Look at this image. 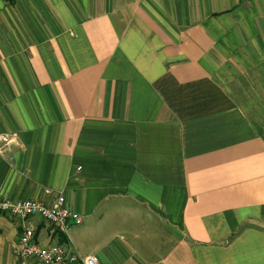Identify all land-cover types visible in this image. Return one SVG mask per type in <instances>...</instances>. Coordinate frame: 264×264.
<instances>
[{
    "label": "crops",
    "instance_id": "0c3cea01",
    "mask_svg": "<svg viewBox=\"0 0 264 264\" xmlns=\"http://www.w3.org/2000/svg\"><path fill=\"white\" fill-rule=\"evenodd\" d=\"M0 132V198L82 216L0 213V264L28 222L100 264H264V0H0Z\"/></svg>",
    "mask_w": 264,
    "mask_h": 264
},
{
    "label": "built area",
    "instance_id": "2783aa9c",
    "mask_svg": "<svg viewBox=\"0 0 264 264\" xmlns=\"http://www.w3.org/2000/svg\"><path fill=\"white\" fill-rule=\"evenodd\" d=\"M15 140L14 134L0 132V152L4 153L10 150ZM45 192L53 193L51 189H45ZM55 195V201L50 206L38 199L12 200L0 198V213H7L24 220L38 215L66 234L72 225L81 224L82 216L67 206L66 197L63 193L60 192ZM15 254L18 264H29L33 259L43 264H100L96 254L70 253L68 247L60 243L42 245L36 241L35 227L29 222L19 237Z\"/></svg>",
    "mask_w": 264,
    "mask_h": 264
}]
</instances>
